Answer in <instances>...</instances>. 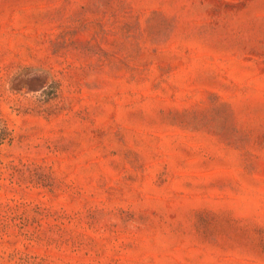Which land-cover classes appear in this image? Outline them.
Returning <instances> with one entry per match:
<instances>
[{
    "label": "rangeland",
    "instance_id": "1",
    "mask_svg": "<svg viewBox=\"0 0 264 264\" xmlns=\"http://www.w3.org/2000/svg\"><path fill=\"white\" fill-rule=\"evenodd\" d=\"M0 264H264V0H0Z\"/></svg>",
    "mask_w": 264,
    "mask_h": 264
}]
</instances>
